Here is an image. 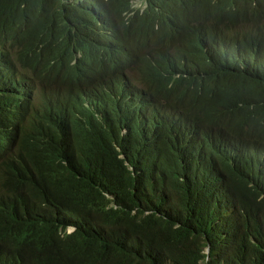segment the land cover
Listing matches in <instances>:
<instances>
[{
  "label": "trees",
  "instance_id": "1",
  "mask_svg": "<svg viewBox=\"0 0 264 264\" xmlns=\"http://www.w3.org/2000/svg\"><path fill=\"white\" fill-rule=\"evenodd\" d=\"M130 1L42 0L33 39L53 34V40L68 43L71 32L95 28L100 36L120 25L118 41L127 47L134 30L132 20L126 26L122 17L129 16ZM144 2L156 18L148 29L156 41L141 45H152L159 71L181 68L198 85L212 83L231 93L222 110L225 129L206 132L214 147L169 161L181 170L173 184L171 175L167 183L151 177L147 159L129 157L131 171L116 150L115 122L129 121L122 144L138 124L131 112H123L126 101L118 113L97 103L51 122L48 139L33 151V169L16 180L8 174L0 191V264H264V63L251 62L253 48L246 42L210 46L214 22L228 9L217 0ZM4 3L0 0V17ZM99 11L109 21L106 28ZM180 106L200 114L195 103ZM212 115L219 113L214 109ZM87 129L99 137L101 151L61 139ZM238 151L247 154V163ZM9 190L15 191L11 200ZM6 238H26V250L2 251Z\"/></svg>",
  "mask_w": 264,
  "mask_h": 264
},
{
  "label": "clouds",
  "instance_id": "2",
  "mask_svg": "<svg viewBox=\"0 0 264 264\" xmlns=\"http://www.w3.org/2000/svg\"><path fill=\"white\" fill-rule=\"evenodd\" d=\"M217 1L228 9L214 22L210 46L222 41L246 42L253 48L251 62L256 67L264 63V0ZM42 5V0H5L0 17V191L5 190L8 174H14L16 180L30 173L33 151L48 139L51 122L66 119L97 103L107 112L118 113L123 101H126L123 112H131L138 123L124 144V152L120 140L129 128V121L121 126L119 118L113 126L114 146L124 164L133 171L129 157L147 159L151 177H161L167 183L171 175L172 183H178L181 170L169 161L215 146L209 143L206 132L217 134L225 129L222 110L224 104L233 99L231 93L215 88L212 83L193 87L195 80L190 71L177 67L169 71L156 68L157 56L152 45H141L144 40L156 41L148 32L156 26V18L146 9L144 0H131L129 16L122 17L126 26L129 19L132 20L134 30L128 33L133 41L122 48L118 41L121 31L118 17L117 31H103L100 36L92 28L88 34L71 32L68 43L53 40V34L34 40L40 20L37 10ZM247 27L250 29L237 36L240 29ZM70 29L73 26L70 25ZM106 37L113 44L105 43ZM171 45L177 50L175 43ZM212 62L215 63L213 57ZM144 98L149 102L147 105L141 104ZM190 103L199 106L198 116L193 115L190 108L180 106ZM214 109L219 113L218 118L212 115ZM185 121L193 130L189 125L184 126ZM61 139L79 140L101 151L99 137L89 129ZM244 153L238 151L236 156L247 163ZM7 193L6 198L11 200L15 191ZM73 230L67 227L68 233ZM26 233L28 236V230ZM26 238L17 242L4 239L2 251L17 255L26 250Z\"/></svg>",
  "mask_w": 264,
  "mask_h": 264
},
{
  "label": "bare ground",
  "instance_id": "3",
  "mask_svg": "<svg viewBox=\"0 0 264 264\" xmlns=\"http://www.w3.org/2000/svg\"><path fill=\"white\" fill-rule=\"evenodd\" d=\"M97 18H98V20L101 22V24H103V26H105V28L108 26V24H109V21L108 20H106V18H105V16H103V14H102V12L101 11H99L98 13H97ZM169 35V34H168ZM105 43L107 42L108 44H113L112 43V41L108 38V37H106V39H105V41H104ZM120 48H122V46L120 45ZM235 57H233V59H234ZM250 60V59H249ZM126 63H128L129 62V60H126L125 61ZM241 64V63H240ZM248 64H251V63H248ZM242 66H243V64H242ZM124 86H125V84L123 83L122 84V88H124ZM192 86L193 87H197L198 86V83H193L192 84ZM199 88H201V87H199ZM136 96H137V98H139V96L137 95V94H135ZM145 99V98H144ZM133 101V100H132ZM132 103H137V102H132ZM149 102H148V100H143V101H141V104L142 105H147ZM148 111H149V109H148ZM142 113H145V112H142ZM183 124H184V126L185 127H187L188 125L190 126H188L190 129H192L193 130V127L190 125V123L188 122V121H185V122H182ZM120 144L122 145V147H123V149H124V151H125V146H123L124 144H122V141L120 140ZM3 149H6V146H3L2 147ZM191 166V165H190ZM192 177V176H191Z\"/></svg>",
  "mask_w": 264,
  "mask_h": 264
}]
</instances>
